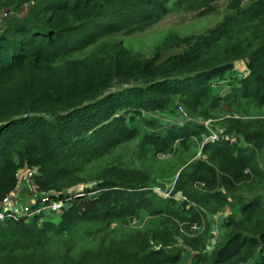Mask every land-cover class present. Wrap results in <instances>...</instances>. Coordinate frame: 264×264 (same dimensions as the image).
Instances as JSON below:
<instances>
[{
  "label": "trees",
  "instance_id": "1",
  "mask_svg": "<svg viewBox=\"0 0 264 264\" xmlns=\"http://www.w3.org/2000/svg\"><path fill=\"white\" fill-rule=\"evenodd\" d=\"M206 1H7L0 200L20 170L36 168L39 192L68 206L0 220V264H264V0H232L215 28L169 33L152 57L126 43L173 9ZM172 44L185 49L164 58ZM225 77L232 86L221 95L213 81ZM176 100L204 118L228 104L220 139L207 140L203 121L177 118ZM163 110L175 121L147 115ZM136 140L143 151L131 164L123 149ZM164 183L183 200L157 192ZM245 191L212 248V219Z\"/></svg>",
  "mask_w": 264,
  "mask_h": 264
},
{
  "label": "rangeland",
  "instance_id": "2",
  "mask_svg": "<svg viewBox=\"0 0 264 264\" xmlns=\"http://www.w3.org/2000/svg\"><path fill=\"white\" fill-rule=\"evenodd\" d=\"M7 1L8 0H0V15L7 12ZM207 4L204 8L197 9V10H187L183 8L179 9H173L170 13L167 15H164L160 20H158L156 23L152 24L150 27L143 28L141 30L133 32L131 35H128L126 37V43L127 46L132 50L133 52L142 51L145 57H152L155 54L156 47L158 44L165 38V36L169 33H175L178 34L182 38H193L199 35H202L208 31H210L212 28H215L218 24L224 21L225 17L230 14V4L232 0H207ZM247 0H243L242 3H246ZM14 11H11L8 13L9 15H12ZM8 15V16H9ZM7 16V17H8ZM5 17V18H7ZM5 18H2L0 20V29L4 25ZM120 38V37H118ZM185 47L183 45L178 44H172L171 47H169L167 50L164 51L163 57H169L171 55H174L176 53H179L183 51ZM230 78H221L219 81H213L214 87L216 89V92L221 95H226L230 90L232 83L229 81ZM181 102L179 100H176L175 103L172 105V108L175 109L176 112H174V115L181 119L185 120L186 118H192L194 122H202L210 120V124H212V128L214 130H221L223 128L224 119L231 114V109L228 104H222L221 111L217 115L214 116H208L207 118L204 117H192L189 115V113L186 111L187 109L185 106L182 105L181 108ZM223 110V111H222ZM173 112L170 110H163V111H155L151 114H147L148 117H154L158 118L157 120H160L162 122H174L175 118L172 116ZM244 116L245 114L242 113H236V115ZM148 130H151V127H148ZM147 130V129H146ZM220 136V135H219ZM237 140V139H236ZM242 143V140L240 141ZM198 144V143H197ZM199 143L198 145H200ZM126 148L123 149V152H129L130 154L127 155V161L131 164L134 162L135 164L139 161L138 158L140 157L141 152L143 151L140 140H136L134 142L128 143ZM161 158L162 155H160ZM262 164L264 165V161H262ZM33 169L36 172V168H29ZM27 170V169H25ZM24 170V171H25ZM26 182L31 183L32 190L38 189L33 181V177L28 178L26 180H23L21 182H18L17 187L19 184H24ZM79 187L74 188L73 190L77 189ZM156 191L159 192L162 196L173 198L176 201L183 200V197L181 195H172V187L169 183L159 184V186L156 188ZM39 194V193H37ZM13 195V196H12ZM12 209L14 210H20L22 206L24 205V199L20 196H17L12 193ZM239 195V194H238ZM248 192H244L239 195V197L234 198L232 204L229 206L228 209L225 210V212H222L215 218H211L213 221L212 226H214V230L217 231V234L219 235L218 240H213L211 238V242H209V246L213 248V246H218L222 244L226 236L228 234V230L225 228L224 223L225 220L228 219V216L235 213L239 206L246 201L249 197ZM10 196V198H11ZM87 197H90L87 196ZM10 200V199H9ZM26 205V204H25ZM64 206H68V203H65ZM11 209V210H12ZM60 214H54L50 217L46 216L47 218L57 219ZM215 243L214 245L212 243ZM181 244H178L175 246L176 250H179L182 247ZM215 249V247H214ZM255 256L249 263L247 264H256ZM192 263V259H189V264Z\"/></svg>",
  "mask_w": 264,
  "mask_h": 264
},
{
  "label": "built area",
  "instance_id": "3",
  "mask_svg": "<svg viewBox=\"0 0 264 264\" xmlns=\"http://www.w3.org/2000/svg\"><path fill=\"white\" fill-rule=\"evenodd\" d=\"M9 14L8 12L5 11V13L0 15V20L2 18L7 17ZM182 108V105H181ZM205 125L207 127H210V134L207 136V140H219L220 136L219 134L212 128V124H210V120L205 121ZM20 170L17 174L16 177L18 179V182H21L23 180H26L28 178H31L35 175V170L33 169H27V170ZM36 193H39L41 199L39 202L35 204H26L23 205L20 210H7L5 209V205L8 203L10 195H8L6 198L3 200H0V220L5 221L9 219H18L20 217H33L41 214H49L52 212H60L63 208L64 201L62 199H53L50 198L51 193L49 192H39L38 189L34 190ZM217 234V231H214ZM218 235V234H217Z\"/></svg>",
  "mask_w": 264,
  "mask_h": 264
},
{
  "label": "crops",
  "instance_id": "4",
  "mask_svg": "<svg viewBox=\"0 0 264 264\" xmlns=\"http://www.w3.org/2000/svg\"><path fill=\"white\" fill-rule=\"evenodd\" d=\"M31 186L32 185L30 182H26L24 184H19V186L16 187V189L13 192V194L20 196L24 199V202H23L24 205L25 204H35V203L39 202V200L41 199L40 195L37 194L34 190H32ZM12 196H11L10 200L8 201V203L5 205V209H7V210H11L13 208L12 207V205H13ZM12 210H14V209H12Z\"/></svg>",
  "mask_w": 264,
  "mask_h": 264
}]
</instances>
